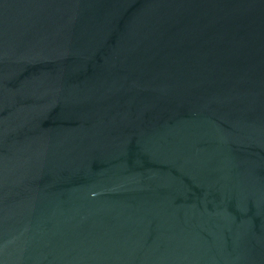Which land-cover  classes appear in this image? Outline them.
<instances>
[{"label": "water", "instance_id": "95a60500", "mask_svg": "<svg viewBox=\"0 0 264 264\" xmlns=\"http://www.w3.org/2000/svg\"><path fill=\"white\" fill-rule=\"evenodd\" d=\"M0 264H264V0H0Z\"/></svg>", "mask_w": 264, "mask_h": 264}]
</instances>
